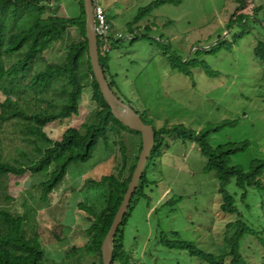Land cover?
Returning <instances> with one entry per match:
<instances>
[{"label": "rangeland", "instance_id": "obj_1", "mask_svg": "<svg viewBox=\"0 0 264 264\" xmlns=\"http://www.w3.org/2000/svg\"><path fill=\"white\" fill-rule=\"evenodd\" d=\"M155 1L97 3L107 12H114V31L127 37L131 35L128 26L139 10ZM246 1L240 12L236 0H175L159 6L133 25L137 33H147L155 39L138 38L133 44L129 39L122 41L120 49L113 53L112 73L119 75V88L133 102V108L139 109L146 121L154 120L158 129L183 124L208 133L214 147L249 141L251 147L246 152L232 157L233 165L248 168L253 160H264V63L254 52L264 36L251 21L239 26L231 25V20H235L236 13L250 16L258 8L262 17L264 0ZM56 10L61 16L78 17L80 4L77 0H63ZM160 38L167 50L159 46ZM216 45L223 47L217 54H195L197 49ZM44 56L48 63H60L66 57V47L56 45ZM180 57L183 62L196 64L189 66L192 78L172 68V61L178 64ZM204 63L211 72L203 68ZM54 93H60L59 88L52 96ZM5 99L0 92V116ZM54 102L49 105L32 100L28 104L32 112L46 108L52 112L59 109L60 97ZM97 122V105L92 90L86 88L79 115L49 123L43 130L52 140H61L68 128L83 129L85 124ZM24 129L18 119L2 124L1 150L6 160L24 162L26 157H36L23 153L35 152L31 143L24 142ZM139 139L127 131L121 135L112 132L108 145L102 142L90 162L70 166L48 200L43 199L42 184L51 178L55 165L40 174L10 175L1 180L0 207L23 218L27 238L40 236L48 262L73 264L89 240L86 231L94 220L90 211L102 214L107 205V187L93 182L119 174L124 150L132 162L138 154ZM151 156L144 171L149 199L139 200L125 227L133 264H207L187 252L166 249L160 240L179 237L205 252H222L227 225L235 217L221 209L223 201L215 173L206 172L207 158L198 144L184 142L176 135L164 137L160 154L154 149ZM230 191L236 193L246 222L259 230L264 222V194L255 201L252 196L258 195L250 193L253 208L249 210L241 201L242 192L235 191L232 185ZM171 199L175 200L167 204ZM242 253L249 264H264V246L257 238L247 237Z\"/></svg>", "mask_w": 264, "mask_h": 264}, {"label": "trees", "instance_id": "obj_2", "mask_svg": "<svg viewBox=\"0 0 264 264\" xmlns=\"http://www.w3.org/2000/svg\"><path fill=\"white\" fill-rule=\"evenodd\" d=\"M62 1L0 0V92L6 96L2 103L0 128L5 122L18 119V123L25 126L23 130L24 142L31 143L35 150L31 155L25 151L23 153L25 156H36L26 157L24 162L19 160L10 162L4 158L5 155L1 150L2 140L0 139V187L3 188L1 180L7 179L10 175L23 176L27 172L40 174L55 165L56 169L51 178L42 184L43 199L48 200V197L67 176L70 166L90 162L102 142L108 145L112 132L121 135L123 131H127L140 137L138 154L132 162L129 163V156L124 150L123 164L119 174L104 176L99 182H93L97 186L107 187V205L102 214L90 211L94 220L86 231L89 240L85 248L82 249L83 254L73 264H104L102 245L136 169L142 151V138L139 132L130 130L114 117L95 79L89 56L83 0H77L80 4L78 17L59 15L56 8ZM94 2L96 3L97 0ZM172 2L175 0H156L141 8L128 26L131 35L127 37L114 31V12L105 10L112 30L107 38H98L100 63L111 88L123 102L131 107H133V102L128 101L119 88V83H122L119 75L112 73L113 53L120 49V43L127 39L132 44L138 38L148 37L150 40H154L155 38H151L147 33H137L133 25L150 16L159 6ZM236 2L239 4L237 12H240L245 8L247 1L236 0ZM259 10L258 8L250 16L236 13L235 20H231V25L242 26L251 21L260 28V33L264 36V14L260 17ZM160 39L159 46L161 49L167 50V46L162 44L163 39ZM104 43L111 47L109 51L103 50ZM59 44L66 47L65 59L60 63L46 62L45 53ZM221 49L223 47L216 45L206 50L197 49L195 54H217ZM254 52L255 57L264 63V41L258 42ZM178 59V64L172 61V68L178 69L181 73L192 78L193 74L189 70V66H196V64L190 60L183 62L182 57ZM202 66L211 72L207 64L204 63ZM56 88H59L60 93H54L52 96ZM86 88L92 90V99L97 105L98 122L85 124L83 129L68 128L61 140L49 138L43 128L49 123L71 119L73 116L79 115L81 100ZM56 97L61 99L59 109L56 111L51 112L46 108L40 112H32V109L29 108L28 103L32 100L54 105ZM136 111L144 119L143 113L139 109ZM144 121L155 128L154 149L158 155L163 138L166 136L176 135L184 142L190 141L199 145L202 154L207 158L206 172L215 173L218 180L219 194L223 201L221 209L224 213L235 217V220L227 225L228 233L225 236V246L221 250L222 252L217 255L205 252L194 243L183 241L179 237L174 240L162 237L160 240L162 246L168 250L187 252L189 256L207 264H249L242 253V244L247 237L252 236L264 246V222L259 230L246 222L240 212L236 193L230 191V186H234L235 191L242 192L241 201L247 204V209L252 210L253 206L249 202L250 193L258 195V197L252 196L255 201L261 200L264 194V160L255 159L248 168L233 165L232 157L246 152L251 147L249 141L214 147L209 142L208 133L197 132L183 124H177L172 128L164 126L158 129L154 120L146 121L144 119ZM148 184L144 172L129 210L115 236L112 264H133L131 251L126 246L125 227L139 200L149 199L145 192ZM174 200L171 199L167 204L171 205ZM176 202L179 200L176 199ZM69 263L62 262L61 264ZM0 264H52L46 260L40 236L27 238L24 233L23 218L15 217L9 210L2 207H0Z\"/></svg>", "mask_w": 264, "mask_h": 264}, {"label": "water", "instance_id": "obj_3", "mask_svg": "<svg viewBox=\"0 0 264 264\" xmlns=\"http://www.w3.org/2000/svg\"><path fill=\"white\" fill-rule=\"evenodd\" d=\"M86 12V33L89 43V56L93 73L101 92L111 108L112 114L124 126L132 131L139 132L142 138V151L134 171L133 177L125 194L124 200L117 212L113 224L102 245V257L104 264H112L114 256V239L119 227L124 221L129 210L133 196L139 187L149 158L155 148L156 132L153 125L146 124L142 116L130 105L123 102L111 88L103 67L100 63V51L98 35L95 28L94 0H83Z\"/></svg>", "mask_w": 264, "mask_h": 264}, {"label": "built area", "instance_id": "obj_4", "mask_svg": "<svg viewBox=\"0 0 264 264\" xmlns=\"http://www.w3.org/2000/svg\"><path fill=\"white\" fill-rule=\"evenodd\" d=\"M94 15H95V28L96 32L98 35V38H107V36L111 32V26L109 24L107 15L105 13V9L99 4V3H94ZM103 50L104 51H109L110 46L107 43L103 44Z\"/></svg>", "mask_w": 264, "mask_h": 264}]
</instances>
